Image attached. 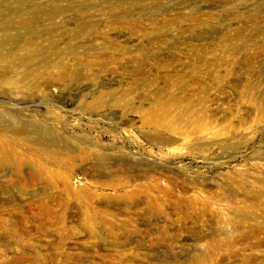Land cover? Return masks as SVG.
Returning <instances> with one entry per match:
<instances>
[{"label":"rangeland","instance_id":"rangeland-1","mask_svg":"<svg viewBox=\"0 0 264 264\" xmlns=\"http://www.w3.org/2000/svg\"><path fill=\"white\" fill-rule=\"evenodd\" d=\"M19 159L0 264H264V0H0V161Z\"/></svg>","mask_w":264,"mask_h":264},{"label":"bare ground","instance_id":"bare-ground-1","mask_svg":"<svg viewBox=\"0 0 264 264\" xmlns=\"http://www.w3.org/2000/svg\"><path fill=\"white\" fill-rule=\"evenodd\" d=\"M28 109L29 108H27L26 111H28ZM6 125L9 128V130L12 131L13 133L18 134L20 136H24L26 138L34 139V143L37 146L46 145L47 147H51L53 146V144H56L58 142V140L56 142H53L55 139H58L57 136L58 132L56 130H54L53 128H44L40 124L33 122L30 119H23L22 121H19L18 119L10 117V120H7ZM54 134H56V136H54ZM47 135L52 136L53 139L44 142L43 139ZM60 139H62L61 136ZM73 140H60V142L61 141L63 142L62 145L60 144V155L64 154L66 150L69 149V147L71 150H77V146L74 145L75 141L77 140L74 141ZM91 155L92 154L88 152H83V155L80 158L82 159V161H86L91 157ZM51 160H52L51 163L53 165H56L63 170L66 169L73 171L76 167L79 166L76 164V160H79V158H75V159L68 158L65 160L60 159V162H58L57 159H51ZM11 166L16 167L17 170L19 171L24 168L25 162L22 159L17 160L14 164L6 161L5 162L0 161V167L2 168L11 167ZM31 167H32L31 171H29L27 174L21 173L20 178L43 179L47 176L43 166H41L40 164L34 163L31 165ZM54 173L55 172L52 171L50 178H53L55 176Z\"/></svg>","mask_w":264,"mask_h":264}]
</instances>
